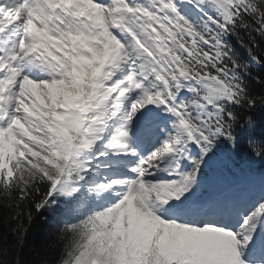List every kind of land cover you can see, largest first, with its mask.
<instances>
[{
  "label": "snow or ice",
  "instance_id": "snow-or-ice-1",
  "mask_svg": "<svg viewBox=\"0 0 264 264\" xmlns=\"http://www.w3.org/2000/svg\"><path fill=\"white\" fill-rule=\"evenodd\" d=\"M0 264H264V0H0Z\"/></svg>",
  "mask_w": 264,
  "mask_h": 264
},
{
  "label": "trees",
  "instance_id": "trees-1",
  "mask_svg": "<svg viewBox=\"0 0 264 264\" xmlns=\"http://www.w3.org/2000/svg\"><path fill=\"white\" fill-rule=\"evenodd\" d=\"M256 135L259 137L261 135L260 131L258 130Z\"/></svg>",
  "mask_w": 264,
  "mask_h": 264
}]
</instances>
